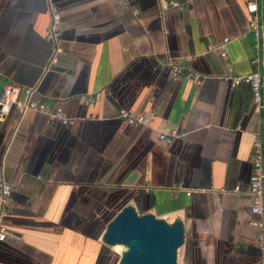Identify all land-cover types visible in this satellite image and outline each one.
Returning a JSON list of instances; mask_svg holds the SVG:
<instances>
[{"label":"crops","instance_id":"obj_1","mask_svg":"<svg viewBox=\"0 0 264 264\" xmlns=\"http://www.w3.org/2000/svg\"><path fill=\"white\" fill-rule=\"evenodd\" d=\"M50 4L62 52L44 71ZM259 16L264 25V0ZM224 37V57L207 51ZM253 54L242 0H0V91L35 87L33 98L71 119L0 117L10 185L0 264H119L101 235L125 205L182 223L176 264H263L248 190L259 118L246 84L218 78L228 66L248 73ZM166 62L201 82L172 80ZM120 109L145 125L125 123Z\"/></svg>","mask_w":264,"mask_h":264},{"label":"built area","instance_id":"obj_2","mask_svg":"<svg viewBox=\"0 0 264 264\" xmlns=\"http://www.w3.org/2000/svg\"><path fill=\"white\" fill-rule=\"evenodd\" d=\"M244 10L248 16V33L251 37V44L254 51L250 64L252 69L248 73L236 74L231 67H227L226 72L218 78L232 87L246 84L250 94L251 111L259 118L258 128L252 135L251 152L248 156L250 163V174L248 177V190L251 194L250 213L257 216V219L250 220L249 224L259 230L258 243L264 253V25L259 16L260 0H242ZM173 5V3H171ZM50 17L44 39L50 46V55L45 64L44 71L53 69L57 63L58 55L62 52L61 38L59 37L58 24L60 15L58 8L50 4L47 8ZM228 38L224 37L218 43H209L207 51L215 52L221 57L225 55V45ZM190 57L184 58V64L189 62ZM169 77L172 80H189L193 85H199L201 76L192 71L186 65L172 64L166 62ZM35 87H19L15 85H5L0 91V117L7 114L11 109L18 112L33 110L45 113L48 119L57 118L61 124L66 125L71 119L56 108L54 111L47 110L44 100L33 98ZM92 101L87 96L84 104ZM118 117L130 125H145L143 116L135 112L120 109ZM177 136L175 132L167 135L159 133L158 138L165 143H169L171 138ZM10 185L0 176V242L4 241L9 230L3 223V219L8 212ZM264 264V256H263Z\"/></svg>","mask_w":264,"mask_h":264},{"label":"water","instance_id":"obj_3","mask_svg":"<svg viewBox=\"0 0 264 264\" xmlns=\"http://www.w3.org/2000/svg\"><path fill=\"white\" fill-rule=\"evenodd\" d=\"M183 240L179 220L171 224L150 213L138 214L125 205L106 224L101 242L118 247L119 264H176V249Z\"/></svg>","mask_w":264,"mask_h":264}]
</instances>
